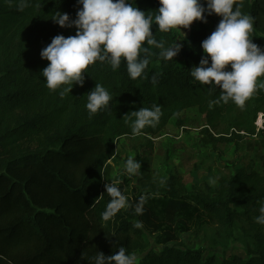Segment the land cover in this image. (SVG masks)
I'll return each instance as SVG.
<instances>
[{
  "label": "trees",
  "instance_id": "16d2710c",
  "mask_svg": "<svg viewBox=\"0 0 264 264\" xmlns=\"http://www.w3.org/2000/svg\"><path fill=\"white\" fill-rule=\"evenodd\" d=\"M134 6L154 18L160 5L159 0H135ZM81 7L77 0H0V264H94L96 252L111 255L119 246L131 254L143 253L138 264H264V225L256 222L264 201V155L257 168L233 169L230 175H219L207 192H187L180 177H154L148 156L135 154L146 201L176 213L200 212L226 239L243 223L240 228L249 240L245 257L220 259L203 249L173 246L146 253L148 242L134 214L125 212L112 227L99 217L117 142L137 137L123 118L131 111L157 104L162 109L157 127L139 135L150 152L153 139L171 120L181 127V113L191 108L205 118L199 140L204 147L242 138L235 131L264 139V123L258 132L254 125L257 115H264V89L243 108L231 101L214 104L219 87L201 85L190 74L204 56L201 42L221 17L204 13L208 23L200 21L180 43L181 61L161 59L159 49L145 45L150 48L149 65L142 77L131 79L123 60L116 70L98 61L88 67L82 86L74 85L61 96L46 86L41 73L49 61L40 53L56 35L76 33L75 27L52 20L56 12L74 20ZM241 10L254 18L252 41L264 48V0H243ZM152 31L166 46L178 43L176 30L163 33L154 20ZM96 83L114 99L109 109L89 116L87 94ZM219 123L223 132L212 134Z\"/></svg>",
  "mask_w": 264,
  "mask_h": 264
},
{
  "label": "clouds",
  "instance_id": "9594fccd",
  "mask_svg": "<svg viewBox=\"0 0 264 264\" xmlns=\"http://www.w3.org/2000/svg\"><path fill=\"white\" fill-rule=\"evenodd\" d=\"M81 8L76 18L70 20L67 13L56 12L52 19L61 27H75V35H56L42 49L40 56L49 61L41 75L49 90L63 96L70 93L74 85L82 86L85 73L96 62H107L113 70L126 63L131 79L142 77L149 65L150 48L159 49V57L173 60L182 45L166 46L164 40H157L152 31L153 20L163 33L188 29L193 21L206 22L204 13L221 17L215 30L201 42L204 56L198 66L191 68V76L201 85L219 87V98L214 104L229 101L243 108L258 89H264V48L253 43V17L244 13L243 0H159L154 18L135 5V0H77ZM206 4V7H205ZM183 33V32H182ZM184 35V33H183ZM147 45V46H145ZM143 54V55H142ZM230 66L231 70H227ZM88 74V73H87ZM152 83H157L156 77ZM112 94L99 83L87 94L85 105L89 116L109 109ZM162 109L157 105L141 107L123 116L131 134L139 136L147 127L155 128L160 122ZM141 163L129 157L124 165L128 176L138 175ZM119 179L106 183L110 200L102 218L108 221L122 209L131 205L122 192ZM146 197L141 195L135 206V213L142 215ZM260 215L256 222L264 225V201L260 202ZM136 227H142L137 221ZM94 264H138L136 255L128 253L124 246L111 255L96 252Z\"/></svg>",
  "mask_w": 264,
  "mask_h": 264
},
{
  "label": "rangeland",
  "instance_id": "374dc122",
  "mask_svg": "<svg viewBox=\"0 0 264 264\" xmlns=\"http://www.w3.org/2000/svg\"><path fill=\"white\" fill-rule=\"evenodd\" d=\"M199 22L193 21L188 29H181L184 35L176 30L179 44L197 30ZM175 58L178 61L182 59L179 53ZM180 116L183 125L178 127L175 121L171 120L153 139L151 152L146 149V139L142 136L122 137L118 140L116 154L109 162L112 170L108 183L114 179L121 180L119 186L131 206L122 209L114 218L103 220L102 213L110 200L105 189L101 197L99 217L106 225L112 227L125 216V212L134 214V222H142L141 228L148 242L146 253L151 250L159 251L164 246H173L183 250L203 249L205 255L214 254L220 259L234 254L245 257L244 245L249 240L240 228L243 223L236 226L231 239H226L223 232L200 212L176 213L146 201L143 214L135 213V206L142 195V184L138 175L128 176L124 172V165L129 157L135 159L137 152L148 156L154 177L167 179L169 175L178 176L187 192H207V187L216 186L219 175H230L233 169L243 167L248 172L257 168L259 157L264 155L262 136H249L244 131V134H240V139L219 144L214 149L204 147L199 141L200 131L206 124L204 116L195 108L183 111ZM211 132H223V125L219 123ZM163 241L164 243H161ZM134 255L139 259L143 253L136 252Z\"/></svg>",
  "mask_w": 264,
  "mask_h": 264
},
{
  "label": "built area",
  "instance_id": "2783aa9c",
  "mask_svg": "<svg viewBox=\"0 0 264 264\" xmlns=\"http://www.w3.org/2000/svg\"><path fill=\"white\" fill-rule=\"evenodd\" d=\"M263 123H264V115L262 113H259L258 116H257V118H256V120H255V122H254V125L256 127V132H258V131H260V130L263 129ZM235 132L236 133H239V134H244V132H242V131H240V132L235 131Z\"/></svg>",
  "mask_w": 264,
  "mask_h": 264
}]
</instances>
